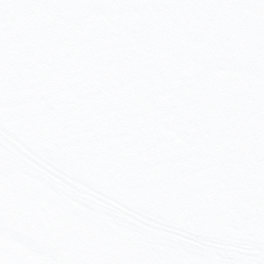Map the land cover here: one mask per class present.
<instances>
[{"label":"snow or ice","instance_id":"snow-or-ice-1","mask_svg":"<svg viewBox=\"0 0 264 264\" xmlns=\"http://www.w3.org/2000/svg\"><path fill=\"white\" fill-rule=\"evenodd\" d=\"M0 264H264V0H0Z\"/></svg>","mask_w":264,"mask_h":264}]
</instances>
